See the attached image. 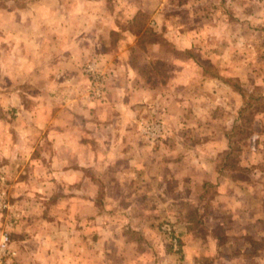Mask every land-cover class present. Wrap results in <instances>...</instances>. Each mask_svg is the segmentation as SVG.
I'll return each instance as SVG.
<instances>
[{"label":"crops","instance_id":"0c3cea01","mask_svg":"<svg viewBox=\"0 0 264 264\" xmlns=\"http://www.w3.org/2000/svg\"><path fill=\"white\" fill-rule=\"evenodd\" d=\"M252 2L0 0V108L26 118L8 127L0 124V132L9 128L5 137L0 135V164L11 174L10 199L21 211H28L12 235L21 264L130 261L135 257L132 253H115L108 246L131 243L126 237L97 235L105 214L97 199L99 190L111 197L115 212L120 211L122 197H158L171 180L191 185L193 172L186 166L196 164L200 172L203 168L211 172L218 155L230 150L229 126L213 105L224 82L203 74L187 75L183 94L164 98L171 136L156 146L139 139L134 113L140 105L154 103L155 97L130 65L139 31L122 28L118 21H133L146 6L152 25L166 20L178 23L172 30L174 49L183 38L181 50L208 53L213 66L227 67L225 74L240 78L236 67L245 64L246 57L240 63L239 57L223 55L218 41L229 26L218 25L227 19L254 18ZM159 28L155 32L163 31ZM236 28H232L235 37H249L241 49H256L254 33ZM110 34L131 37V43L128 39L109 50L101 43ZM152 47L156 50L159 45ZM230 47L227 52L235 50L234 44ZM90 58L114 70L116 80L105 101L86 104L77 70ZM195 83L197 89L192 87ZM252 130L239 160L248 182L222 169L206 179L216 181L218 188L216 206L204 222L222 232L209 239L211 250L201 251L204 240L186 232L187 250L180 256L163 252L165 264H204L205 258L213 264H264V130L258 132L256 126ZM175 185L173 194L181 190ZM192 248H199V253ZM134 259L143 260L144 255L136 254Z\"/></svg>","mask_w":264,"mask_h":264},{"label":"rangeland","instance_id":"374dc122","mask_svg":"<svg viewBox=\"0 0 264 264\" xmlns=\"http://www.w3.org/2000/svg\"><path fill=\"white\" fill-rule=\"evenodd\" d=\"M113 7V5H110V8ZM251 8L256 12L254 18H242L238 21L227 19L223 25H218L221 28H224L226 24L229 26L226 28L224 39L218 41L220 50L224 52L223 55L232 58L239 57L240 63L246 57L247 62L241 64L240 67H236L235 72L240 73V78H233L225 74L229 70L227 67L216 68L213 66L208 59V53L202 55L195 50L192 52L181 50L179 47L184 46L183 38L178 41V49H174L172 40L175 37L172 30L179 26L178 23L174 20H166L159 22L157 26V22L152 25L149 14L146 13V6H144V12L141 11L138 18L133 21L127 22L124 19L118 21L122 23V28H130L134 32L139 31L140 36L136 42L137 50L133 53V58L130 59V65L140 77L142 76L143 86L151 90L152 95L155 97L154 103L140 105L134 113L132 123L136 127V134L139 139L147 145L156 146L158 141L171 136L168 130V113L163 110L162 106L164 98L169 94H183L186 90L184 79L187 75L198 77L203 74L208 77L219 76L220 82H224V85L219 87L221 91L219 101H214L213 105H217L216 112L224 115L226 126H229L227 138L230 150L218 155L216 163L210 165L211 172H208L206 168H203V171L200 172V168L196 164L186 166L193 172V179L189 183L191 185H184L185 181L182 180L176 182L171 180L168 182V188L158 197L143 195L122 197L119 202L120 211L115 212L117 207L113 206L114 202L111 201V197H105L103 190H99L97 199L103 206L105 214H102L103 222L98 224L97 235L122 236V238L126 237L131 242L129 244L122 242L115 244V242L108 245L115 253L120 254L129 251L135 257L136 254L144 255L143 260L134 259L135 257L130 261H127L128 259L113 258L111 260L112 264H165L167 263L166 260H161L163 252H171L180 256L187 250L185 249L187 244L185 240L186 232L190 237L202 238L204 244L201 251L208 252L212 248L209 239L218 235V233H222L218 228L211 230L210 226H206L204 222L206 215L216 206L214 201L218 188L215 184L216 181L206 182V179L210 180V177H212L210 174L222 169L228 174L240 176L242 180H245V173L248 172L239 166L241 147L251 137L254 126H256L258 132L264 130V0H254ZM236 22L240 24V27ZM184 23L182 21V25ZM159 26L163 28L161 33L154 30ZM233 27H238L236 29L240 32L242 28L253 32L251 40L255 41L256 49L251 47L242 50L241 48L249 37L248 35L235 37L232 32ZM117 35H108L101 45L111 50L110 45L127 44L128 39L130 41L128 44L131 43V37ZM154 44L159 45V48L153 50L152 45ZM233 44L235 50L232 48L230 52H227L229 51L228 48H231L230 45ZM239 49H241L240 52ZM238 65L239 63L236 66ZM89 66L93 68L92 72L89 70ZM77 72L82 79L80 84L82 87L79 92L86 104L105 101L109 90L115 87L114 80H116V76L114 70L105 68L97 58L84 60ZM109 84L111 87H109ZM198 84L195 83L192 87L197 89ZM234 112L236 113L235 116L233 115ZM17 120L23 123L26 118L23 117L22 120V118L13 116L0 108V124L3 127L17 123ZM158 125L162 127L161 131H153L152 128ZM8 129L4 128L0 135L5 137ZM97 171L100 170L97 169ZM181 171L183 173V169ZM196 173H199L198 178H195ZM10 175L6 167L0 164V189L5 192L4 198L8 206L6 209H0V238L3 234L8 233L10 250L15 253V256L7 259L8 264H21L19 254L13 245L14 237L12 235L14 229L22 223L28 211H21L11 202L9 194ZM248 180L246 178L244 182L247 183ZM134 184L140 186V182L135 180ZM174 184H176V188L177 186L181 187L177 194H173L174 189L172 187ZM107 207H111V210H108ZM130 207L131 209H129ZM208 224L210 223L208 222ZM165 225L171 229L170 233L163 229ZM191 250L198 253L200 251L199 248H192ZM159 259L161 261H158ZM202 263L213 264L209 258L203 259Z\"/></svg>","mask_w":264,"mask_h":264},{"label":"built area","instance_id":"2783aa9c","mask_svg":"<svg viewBox=\"0 0 264 264\" xmlns=\"http://www.w3.org/2000/svg\"><path fill=\"white\" fill-rule=\"evenodd\" d=\"M89 70L92 72L93 68L91 66H89ZM152 129H153V131L159 132V131H161L162 127L160 125H158L156 127H153ZM4 196H5V192L2 189H0V209L8 208V206L5 202ZM163 229L165 231H167L168 233H170V231H171V229L167 225H165L163 227ZM174 242H176V241H174ZM9 244H10L9 235H8V233H5L0 238V264H8L7 259L15 256V253L10 250Z\"/></svg>","mask_w":264,"mask_h":264}]
</instances>
